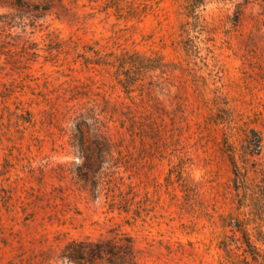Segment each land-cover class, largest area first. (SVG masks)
<instances>
[{
	"label": "rangeland",
	"instance_id": "374dc122",
	"mask_svg": "<svg viewBox=\"0 0 264 264\" xmlns=\"http://www.w3.org/2000/svg\"><path fill=\"white\" fill-rule=\"evenodd\" d=\"M79 243L264 264V0H0V264Z\"/></svg>",
	"mask_w": 264,
	"mask_h": 264
},
{
	"label": "trees",
	"instance_id": "16d2710c",
	"mask_svg": "<svg viewBox=\"0 0 264 264\" xmlns=\"http://www.w3.org/2000/svg\"><path fill=\"white\" fill-rule=\"evenodd\" d=\"M76 132L79 135H83V131L81 130L80 126H76ZM101 146L104 148L106 146L105 139L98 134V137ZM72 145L79 149V153L83 155L84 158H86V152H85V144L84 142L80 141L77 138V135H73L72 137ZM106 149H104L105 152ZM102 244H71L67 248V252L69 253L65 256V259L68 261H76L78 264H82L85 262H89L90 258L95 257L96 259H102V255L105 254ZM127 247H120L118 248V251L116 254L113 255L114 257V263L109 261L110 264H135L133 262V257L129 256V254L126 253Z\"/></svg>",
	"mask_w": 264,
	"mask_h": 264
}]
</instances>
